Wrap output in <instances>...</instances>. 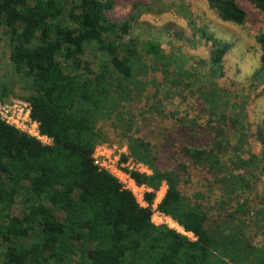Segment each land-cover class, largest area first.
<instances>
[{"label":"trees","instance_id":"trees-1","mask_svg":"<svg viewBox=\"0 0 264 264\" xmlns=\"http://www.w3.org/2000/svg\"><path fill=\"white\" fill-rule=\"evenodd\" d=\"M238 1L264 12V0L205 3L221 21L239 26L245 12ZM114 2L0 0L8 63L24 91L19 98L28 104L39 133L50 139L42 145L0 121V264H63L73 257L79 264H264V243H256L264 238V191L255 190L264 174V119L249 131L231 116L235 103L217 86L230 43L200 31L208 55L197 63L200 70L207 68L199 70L198 80L156 42L131 38L130 21H112ZM254 40L259 65L251 79L263 82L264 34ZM88 49L101 57L95 71L81 61ZM144 58L166 80L170 71L176 73L170 87L183 92L196 84L203 119L200 125L191 120L180 126L190 139L200 131L204 143L181 148L187 166L162 169L146 141L125 135L128 125L121 134L129 157L150 170L130 176L153 192L164 184L157 210L193 240L154 227L150 209L139 207L90 159L94 146L107 139L98 119H109L119 102L128 101L136 74L150 68ZM10 89L0 86L1 102ZM188 168L217 192L212 206L191 203L180 193V175ZM153 196L144 195L148 205ZM14 205L19 215H10Z\"/></svg>","mask_w":264,"mask_h":264},{"label":"rangeland","instance_id":"rangeland-1","mask_svg":"<svg viewBox=\"0 0 264 264\" xmlns=\"http://www.w3.org/2000/svg\"><path fill=\"white\" fill-rule=\"evenodd\" d=\"M238 5L245 12V21L239 26L221 21L207 7L205 0H115L108 17L114 22L130 21L131 38L139 43L156 42L165 55L178 59L182 63V70L197 76L198 80L203 78L199 73L207 68L200 70L197 63L205 60L208 55V49L199 37L200 31L230 43L223 59V75L216 83L229 93L235 103L230 111L231 116L248 124V130L252 131L254 123L264 119V81L251 79L259 65V49L254 39L256 35L264 34V12L254 10L242 1H238ZM100 59L91 49L81 57V61L91 71L97 69ZM144 61L151 69L146 70L145 74H136L137 84L133 82L130 85L128 101L119 102L117 111L109 119H98V127L107 135V139L100 144L126 148L121 133L129 125V131L125 135L146 141L160 168L169 170L176 168L178 164L187 166L181 156V148L185 145L201 146L204 143V136L200 131L190 139L187 129L183 128L188 121L194 120L200 125L203 119L199 112L201 107L195 100L197 95L193 93L196 91V84L180 92V88L169 86V80L177 79L176 73L170 71L166 80L160 74L158 66L149 59L144 58ZM4 84L11 88L12 94L3 98V102H25L19 98L24 95V91L11 73L7 39L0 30V86ZM181 120L183 122L179 123ZM181 123L183 127L180 126ZM244 151L243 148L240 152L243 159L246 158L242 154ZM257 151V146L251 149L252 153ZM258 178L260 182L256 184L255 190L260 194L264 191L261 184L264 174L258 175ZM178 189L191 203L206 207L212 206L217 197V192L208 190L204 176L192 168L180 175ZM159 190L163 195L164 187L157 191ZM10 215H19L18 206H12ZM256 243H264V238L257 237ZM63 264H79V258L73 257Z\"/></svg>","mask_w":264,"mask_h":264},{"label":"built area","instance_id":"built-area-1","mask_svg":"<svg viewBox=\"0 0 264 264\" xmlns=\"http://www.w3.org/2000/svg\"><path fill=\"white\" fill-rule=\"evenodd\" d=\"M0 121L16 131L37 140L42 145L50 144V139L41 135L38 131L37 123L30 119L29 106L26 102H0ZM90 159L92 165L98 171L108 174L118 183L122 190L129 192L139 207L150 209L149 222L154 227H165L188 240H193V236L190 233L184 232L168 216L157 210V205L163 196L160 190L153 192L143 185H137L131 178L130 174L132 172L149 175L150 170L142 163L131 159L125 147L117 148L113 145L97 144L91 152ZM162 187L165 190L163 183L159 188ZM147 193L154 194L149 205L144 200V195Z\"/></svg>","mask_w":264,"mask_h":264}]
</instances>
